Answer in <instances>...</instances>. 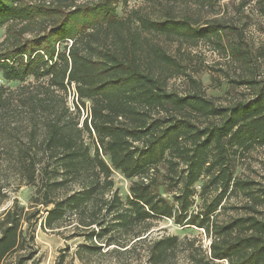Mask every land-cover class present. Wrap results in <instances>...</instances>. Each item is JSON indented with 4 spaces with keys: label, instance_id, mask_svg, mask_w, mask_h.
<instances>
[{
    "label": "trees",
    "instance_id": "1",
    "mask_svg": "<svg viewBox=\"0 0 264 264\" xmlns=\"http://www.w3.org/2000/svg\"><path fill=\"white\" fill-rule=\"evenodd\" d=\"M32 1L0 0V75L18 84L0 85V167L34 188L27 208L13 199L0 211V264H41L37 227L83 239L73 252L61 249L54 264L117 258L135 243L144 244V264H170L178 255L186 264H264V185L235 176V157L264 147V85L243 82L254 90L250 99L216 106L148 38L209 42L246 64L237 44L222 45V25L118 17L116 7L129 0ZM182 76L189 91L180 95L169 82ZM13 103L21 116L12 125ZM113 172L130 181L124 202ZM231 198L240 204L225 206ZM229 210L240 214L219 220ZM161 220L202 230L208 247L193 238L149 237Z\"/></svg>",
    "mask_w": 264,
    "mask_h": 264
},
{
    "label": "rangeland",
    "instance_id": "2",
    "mask_svg": "<svg viewBox=\"0 0 264 264\" xmlns=\"http://www.w3.org/2000/svg\"><path fill=\"white\" fill-rule=\"evenodd\" d=\"M30 1V0H28ZM38 0H33L35 4ZM56 2V0H46ZM70 0H66L68 3ZM96 0H75L76 4H85ZM118 17L135 15L147 17L151 20H163L167 17L181 20L187 18L194 27L208 26L210 24L222 25V45L228 46L237 44V48L244 51L246 64L237 61V64L225 57L220 49L209 42H198L195 45L171 42L162 37H153L151 41L158 44L169 56L182 66L185 76L196 79L201 84L203 95L212 100L216 106H228L234 102L250 99L254 90L251 86L243 84L246 81H253L256 85H264V0H129L125 5L119 4L116 7ZM134 12V15H133ZM5 37V28L0 29V43ZM64 43L58 45L62 50ZM184 76L173 79L169 82V89L177 94L189 91ZM32 81L27 80V82ZM0 85L5 88L15 89L17 83L5 82L0 75ZM73 87L68 90L66 101L67 106L72 109L75 97L73 98ZM88 108V103L85 104ZM75 112V111H74ZM80 118L86 117V110H80ZM20 110L15 104L10 105L7 121L13 125L20 120ZM23 131V126H20ZM3 142L0 140V156L3 154ZM235 176L241 179H251L256 183L264 185V147L252 146L248 152L235 157ZM113 190L124 202L128 195L129 180L124 179L119 173L111 175ZM0 184L4 185L7 200L0 208V211L8 208L13 199L24 208L29 206V200L34 188L19 184L14 171L8 170L3 164L0 167ZM19 185V186H18ZM198 192L199 184L195 185ZM195 199V206L191 209L197 211L199 200ZM238 199H229L225 206H238ZM240 214L237 211H225L219 216V220H226L231 216ZM57 233L43 232L37 227L35 233V248L37 257L41 264H54V261L61 249L66 245L70 252L76 249V245L82 244L81 237H71V230ZM162 235H175L179 239L193 238L203 249L208 247L209 241L202 230L197 228L178 227L169 220H161L154 224L149 237ZM134 250L127 255L112 258L99 255L93 258L90 264H144V244L135 243ZM102 248V253L105 252ZM73 264H80L74 260ZM170 264H186L183 258L178 255Z\"/></svg>",
    "mask_w": 264,
    "mask_h": 264
}]
</instances>
